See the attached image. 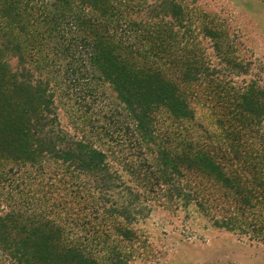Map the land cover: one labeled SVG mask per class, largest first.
<instances>
[{"label": "trees", "instance_id": "obj_1", "mask_svg": "<svg viewBox=\"0 0 264 264\" xmlns=\"http://www.w3.org/2000/svg\"><path fill=\"white\" fill-rule=\"evenodd\" d=\"M30 1L42 2L0 0V264L97 263L89 243L71 237L58 223L62 213L82 230L90 231L96 223L105 226L107 233L94 231L90 240L108 246V255L119 262L121 242L133 239L131 226L144 217L149 207L142 200L149 197H164L184 209L195 205L227 230L246 232L251 227L264 234L262 119H237L251 126L248 132L225 118L213 119L221 132H200V125L194 126V92L178 83L198 82L208 70L188 56L178 57L179 82L161 69L163 58L176 60L169 52L178 40L163 36L159 25L172 16L169 9L162 3H141L135 13H144L150 22H136L134 11H121L114 0H107L98 11L115 23L104 41L93 42L84 30L75 35L76 42L68 35L63 39L67 80L100 84L89 89L93 95L107 83L120 101L121 110L110 119L119 116V130L131 132L134 152L123 154L122 149L118 154L97 145L86 132L79 137L62 126L55 100L63 88L60 73H55L58 61L40 52L45 46L38 27L29 22L38 19L27 10ZM59 1L70 6L71 0ZM82 2L83 9L97 6ZM171 12L178 15L173 8ZM62 13L52 25L46 23L45 31L53 33L61 19L66 28H58V34L81 26ZM132 29L144 35L132 37ZM13 57L17 66L10 62ZM251 93L239 98L262 111L264 103L250 99ZM101 128L98 139L105 133L111 137L105 125Z\"/></svg>", "mask_w": 264, "mask_h": 264}, {"label": "rangeland", "instance_id": "obj_2", "mask_svg": "<svg viewBox=\"0 0 264 264\" xmlns=\"http://www.w3.org/2000/svg\"><path fill=\"white\" fill-rule=\"evenodd\" d=\"M90 1L97 6L86 5L83 9L82 0H71L69 7L59 0H42L35 4H30V1L27 10L31 18L35 16L38 19H31L29 22L38 27V36L43 39L45 47L40 51L41 54L58 61L55 70L59 71L55 73H60L59 81L63 82V88L57 91L55 100L62 126L79 137L83 135L82 132H86L103 149H110L118 154L122 149L123 154L134 152L130 149L131 132L124 128L119 130V116L110 119L111 114L117 115L121 110V104L109 84L104 83L103 90L93 95L89 89L100 84H87L84 79L75 83L67 80V76L62 73L66 66V61L61 59L65 36H71L72 42H76L75 35H81L80 32L84 30L93 42L100 43V40L104 41L108 33L112 32L111 25L115 22L105 20L98 11L99 6L105 5L107 0ZM112 3L121 11L126 8L134 11L131 12V18L136 22H150L144 13H135L141 3H162L169 9L172 16L164 17L165 22L159 25L163 27V36L172 35L174 40H178V44L169 52L176 60L169 63L163 58L161 69L179 82L181 68L178 65L181 63L178 57L188 56V60L196 61V65H200L198 67H202V70H208L198 82L189 85L178 83L188 92H194L192 123L200 125V132L204 128L211 132H221L213 123V119L220 118L233 121L242 132L252 130L251 126H244V122L238 123L237 119H262L261 125L264 129V108L262 111L251 109L248 102L246 104L245 100L239 98L244 92L255 91L249 98L254 96L264 103V0H114ZM171 8L178 15L172 13ZM62 10L66 13L65 16L71 14L78 21L76 24L81 26L58 34V28H66V23L61 19L60 26L54 24L53 33L45 31L46 23L52 25L59 14L63 17ZM38 11L42 12L40 17ZM153 20L155 23L154 18ZM144 31L132 29L130 35H144ZM10 62L13 66L18 64L16 57ZM260 91L262 96L259 97ZM193 95L190 94V97ZM111 122L113 124L110 129L107 124ZM104 125L105 130L110 131L111 137L105 133L101 140L97 137L98 128L102 129ZM251 139L253 137L250 141ZM163 198L149 197L142 200L143 205L149 208L144 210V217L133 222V239H124L121 242L123 258L119 262H114L108 255V246L95 245L90 240L94 231L107 233L105 226L96 223L88 231L82 230L66 213L56 218L71 237H81L89 243L92 258L98 261L94 264H264V234L251 227L246 228L245 232L215 226L212 221L216 216L201 213L195 205L184 209L176 203L166 202ZM75 210L77 209L73 211ZM260 214L264 217V209ZM116 234L118 233L114 232L112 236L115 237Z\"/></svg>", "mask_w": 264, "mask_h": 264}]
</instances>
